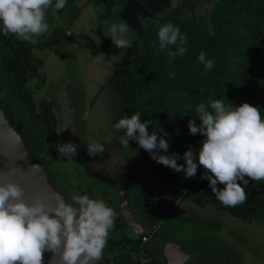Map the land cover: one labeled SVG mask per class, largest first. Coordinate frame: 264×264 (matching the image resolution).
<instances>
[{"label":"rangeland","instance_id":"1","mask_svg":"<svg viewBox=\"0 0 264 264\" xmlns=\"http://www.w3.org/2000/svg\"><path fill=\"white\" fill-rule=\"evenodd\" d=\"M86 1L75 0V5L66 11L68 15L78 12L71 19H67L64 12L48 9V31L36 38L38 44L33 45L30 52V58L39 61L37 75L30 77L27 83L31 96L54 104L57 144L78 145L77 155L71 159L55 158L50 170L68 179L65 184L71 190L70 194L77 191V195L87 194L103 200L114 211L119 209V201H126L127 206H124L135 222L151 231L147 234L145 249L152 264H174L168 248L164 255L160 251L166 239L189 256L182 264H264L263 219L233 216L219 204L193 203L189 194L178 199L172 197L169 187L177 188L178 182L190 183L189 186L196 184V175L190 179H186L183 172L171 174L174 178L167 176L157 170L156 162L144 149L130 145L125 148L120 144L119 137L124 132L116 131L113 126L124 118L128 106L120 101L117 81L111 74L126 50L118 49L106 33L110 25L123 21L130 26L127 38L132 40L133 30L152 15L147 5L133 0H116L109 8L93 0ZM190 1L192 4L187 5L182 0H167L156 13H172L176 9L177 18L192 20L198 28L210 30L211 0ZM263 28L264 22L255 27L254 33H264ZM0 33L4 34L2 25ZM90 39L95 47L104 43V50L88 47L86 43ZM259 43L261 55L258 52L257 56L264 61L263 36ZM196 103L192 99L181 108L186 112L187 125L193 119L197 125L200 123L195 118L198 115L194 109ZM182 131L184 137L177 139L179 144L186 146L184 141L189 138L201 146L202 134L191 135L186 125ZM88 143L102 144L105 152L89 156L86 151ZM194 162L198 165L197 171L200 167L203 169L197 160ZM160 166L168 170V167ZM178 175L181 181L175 178ZM242 187H245L247 201L258 195L264 197V188L250 180ZM200 188L208 189L209 186ZM119 219L118 231L134 236L131 226L123 221L120 213ZM128 255L134 260L133 252Z\"/></svg>","mask_w":264,"mask_h":264},{"label":"trees","instance_id":"2","mask_svg":"<svg viewBox=\"0 0 264 264\" xmlns=\"http://www.w3.org/2000/svg\"><path fill=\"white\" fill-rule=\"evenodd\" d=\"M113 1L116 2L105 0L104 6L109 8ZM133 1L147 5L152 17L133 30L131 47L119 57L111 77L114 76L117 81L115 83L118 86L120 101L128 106L124 117L130 118L137 112L141 113L142 122L150 121L149 133L155 131L159 138L167 141L168 151L165 153L157 149L155 151L158 155L176 154L181 157L177 163L184 164L183 153L191 150L194 161L198 162L201 147L198 143L189 138L184 141L186 146L177 142L180 136L184 137L180 132L187 126L186 112L181 108L192 99L197 101V105L201 102L207 103L209 98H219L226 105L232 103L233 107L248 103L254 107L258 106L261 116L264 117V61L262 57L257 56L258 52L261 55L259 38L264 37V33H254L255 27L264 22V0H211L210 30L198 28L192 20L177 18L176 9L172 13L157 14L156 11L166 4L167 0H149L148 4L147 0ZM182 1L183 4H192L190 0ZM167 22L178 26L182 33L187 34L186 54L175 58L171 63L167 49L157 54L159 41L156 33L158 28ZM97 24L98 22L96 27L99 25ZM10 35L0 33V103L18 126L34 157L50 167L55 158H61L56 149L54 104L50 101L35 100L27 87L30 77L37 75L39 61L31 59L30 52L32 46L38 43L31 44ZM99 39L101 41V37ZM86 44L96 50H104V43L95 47L94 41L90 39ZM169 47L174 50L175 46ZM201 51L206 53V58L215 61L214 67L206 73L198 61ZM31 61L36 63L31 64ZM129 145L139 146L132 140ZM45 153L50 156L47 157ZM160 165L158 162L154 163V166L158 167L157 170H161L159 172L174 178L171 174L176 175L175 171L170 168L164 170ZM205 171L201 167L197 171L196 184L189 186L190 183L185 185L178 182L177 188L169 187V194L176 199L189 194L193 203L219 204L233 216L264 220L263 195L249 198L240 207H225L215 198L210 187L200 188L209 186L208 181L201 178ZM56 173L61 178L59 173ZM175 178L182 180L179 175ZM61 179L67 183L68 179ZM163 180L168 181L165 177ZM250 182L264 188V181ZM217 187L222 188L223 185L218 184ZM66 199L69 200L68 196ZM115 213L114 227L109 232L102 259L108 264H137L135 251L140 244L141 235L145 233L127 236L119 232L120 219L117 209ZM128 252H133L134 260L129 257Z\"/></svg>","mask_w":264,"mask_h":264},{"label":"clouds","instance_id":"3","mask_svg":"<svg viewBox=\"0 0 264 264\" xmlns=\"http://www.w3.org/2000/svg\"><path fill=\"white\" fill-rule=\"evenodd\" d=\"M66 4L67 0H0L3 33L35 44L36 38L48 31L47 10L58 12ZM129 27L123 21L113 23L106 37L118 49L126 50L132 43L127 38ZM156 35L159 41L157 54L167 49L169 63L186 54L187 34L178 26L164 23ZM169 46H175L174 50ZM198 61L205 73L215 65L203 51L199 53ZM232 105L209 98L207 103L201 102L195 108L199 125L194 119L187 125L191 135L200 133L204 137L198 152V163L206 170L201 178L208 181L215 198L230 208L247 201L242 185L246 186L249 180L264 181V117L261 109L248 103ZM149 124L150 121L142 122L141 113L137 112L130 118L119 119L113 127L116 131L123 130L124 135L119 137L123 147L129 148V141H136L151 159L175 172H183L186 179L194 177L198 165L194 162L193 152L183 153V165L177 163L180 157L176 154L158 155L155 150L166 153L169 145L155 131L149 133ZM77 147L73 143L56 144L58 153L68 159L77 155ZM86 151L89 156H96L104 153L105 148L100 143H88ZM25 157L26 154L21 159ZM30 168L35 169L36 165ZM10 172L22 171L15 167ZM218 184L223 187L218 188ZM115 218V211L103 200L90 198L87 194L73 195L72 203H67L59 193L53 194L51 202L41 196L26 202L24 189L19 184L0 182V264H43L46 250L58 253L61 264H96L102 257Z\"/></svg>","mask_w":264,"mask_h":264},{"label":"water","instance_id":"4","mask_svg":"<svg viewBox=\"0 0 264 264\" xmlns=\"http://www.w3.org/2000/svg\"><path fill=\"white\" fill-rule=\"evenodd\" d=\"M26 154L24 159L22 156ZM31 165H36L35 169L30 168ZM18 167L22 172H10V169ZM0 182H14L19 184L24 189V199L26 202H31L35 196H41L46 201L51 202L53 194L59 193L65 200V193L60 185L49 174L45 163L36 159L28 146L26 139L11 117L7 114L5 108L0 103ZM67 203H69L66 200ZM123 221L131 226L135 235L141 233L149 234L151 231H146L138 225L127 207H119L118 209ZM136 228H140L137 230ZM167 246V247H166ZM167 248L170 255L178 256V261H183L188 257L180 250L178 245H174L168 239L161 244V254H165ZM103 257V254H102ZM96 264H108L103 259ZM174 261L175 263L178 261ZM43 264H61L58 253L46 250L43 253Z\"/></svg>","mask_w":264,"mask_h":264},{"label":"flooded vegetation","instance_id":"5","mask_svg":"<svg viewBox=\"0 0 264 264\" xmlns=\"http://www.w3.org/2000/svg\"><path fill=\"white\" fill-rule=\"evenodd\" d=\"M44 163V162H43ZM46 165V164H45ZM46 167H47V170H48V172H49V174L53 177V179L60 185V187L62 188V190H63V192L65 193V197L66 196H68V199L69 200H67L69 203H72V196L73 195H77V191L75 192V194H70V192L69 191H71V190H69L68 189V187L66 186V184L63 182V180L61 179V178H59L58 177V174L56 173V172H54L53 170H50V168L46 165ZM121 189V188H120ZM124 191V190H123ZM79 194H81V193H79ZM82 195V194H81ZM88 196H90V195H88ZM91 197V196H90ZM119 204L118 205H120V206H122V208H123V206L124 205H126L127 206V202L126 201H124V202H121V201H119L118 202ZM119 230V229H118ZM172 257H173V259H174V261L176 260V259H180V257L178 256V258H176L175 257V255H172ZM189 257V256H188ZM187 257V258H188ZM186 258V259H187ZM178 260H176V261H178ZM183 263V261H178V262H174V264H182ZM151 264H152V260H151ZM173 264V263H172Z\"/></svg>","mask_w":264,"mask_h":264},{"label":"built area","instance_id":"6","mask_svg":"<svg viewBox=\"0 0 264 264\" xmlns=\"http://www.w3.org/2000/svg\"><path fill=\"white\" fill-rule=\"evenodd\" d=\"M147 239H148L147 234H143L140 237V244L138 245L135 251L137 264H151L150 256L144 249V244L146 243Z\"/></svg>","mask_w":264,"mask_h":264},{"label":"crops","instance_id":"7","mask_svg":"<svg viewBox=\"0 0 264 264\" xmlns=\"http://www.w3.org/2000/svg\"><path fill=\"white\" fill-rule=\"evenodd\" d=\"M94 1H95L96 3H98V4L104 5L103 2H104L105 0H104V1H102V0H93V2H94ZM93 2H92V3H93ZM74 5H75V2H73V1H69V3L66 4V7H65V8L59 10L58 12L56 11V12H57V13H62V12H64L65 16H67V19H71V18H72V15H73V18H74V16L77 15V12H76V11H74V13H73L72 15H71V14L68 15V14L66 13V11L69 10V8H70V7H73ZM90 5H92V4H90ZM87 7H88V6H87ZM73 20H74V19H73ZM118 229H119V228H118ZM120 232H121V231H120ZM147 240H148V239H147Z\"/></svg>","mask_w":264,"mask_h":264}]
</instances>
